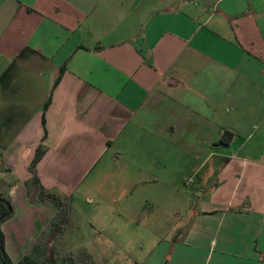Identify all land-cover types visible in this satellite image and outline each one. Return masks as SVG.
I'll list each match as a JSON object with an SVG mask.
<instances>
[{"label": "crops", "instance_id": "obj_1", "mask_svg": "<svg viewBox=\"0 0 264 264\" xmlns=\"http://www.w3.org/2000/svg\"><path fill=\"white\" fill-rule=\"evenodd\" d=\"M0 182L14 264L33 187L117 264H264V0H0Z\"/></svg>", "mask_w": 264, "mask_h": 264}, {"label": "trees", "instance_id": "obj_2", "mask_svg": "<svg viewBox=\"0 0 264 264\" xmlns=\"http://www.w3.org/2000/svg\"><path fill=\"white\" fill-rule=\"evenodd\" d=\"M232 136L231 132H225L222 139L223 141L229 142L232 139ZM42 156L43 152L38 150L34 163L37 164ZM40 193L42 196H39L38 199L40 201L51 202L56 207L57 213L44 229L42 235L36 240L33 247L22 257L18 264H96L92 256L88 254L67 253L62 255L59 260L55 245L69 223L71 214L70 205L68 201L65 198H62L58 193L48 192L43 187ZM31 202H33L32 199ZM7 213L8 207L0 202V217ZM11 216L12 214L6 216V218L0 223V264H14L5 250V235L1 230L2 223Z\"/></svg>", "mask_w": 264, "mask_h": 264}, {"label": "rangeland", "instance_id": "obj_3", "mask_svg": "<svg viewBox=\"0 0 264 264\" xmlns=\"http://www.w3.org/2000/svg\"><path fill=\"white\" fill-rule=\"evenodd\" d=\"M1 184L2 182H0V195L2 196L6 194L8 187L7 185ZM35 188L36 187H33L31 190H29L31 195L34 198L42 196L40 192H36ZM76 228L80 230L77 231ZM56 245L55 247L57 248V257L59 260L62 255L67 253L84 254L88 252L91 253V256L93 255L96 258L98 264H117L120 260H123L125 263L123 255L119 254L117 251L104 248L107 245L104 241L94 238L88 233L87 224H85L82 214H78L77 217L74 216L72 219L70 214L69 223L66 226L64 233L56 242ZM98 246H102L103 249H99Z\"/></svg>", "mask_w": 264, "mask_h": 264}, {"label": "water", "instance_id": "obj_4", "mask_svg": "<svg viewBox=\"0 0 264 264\" xmlns=\"http://www.w3.org/2000/svg\"><path fill=\"white\" fill-rule=\"evenodd\" d=\"M0 202H1V203H4V204L8 207V213H7L6 215H2V216L0 217V223H1V222L6 218V216H9V215L12 214L13 209H12L11 204H10L9 201H7V200H5V199H3V198H0ZM186 229H187V228H186ZM0 248H1V246H0Z\"/></svg>", "mask_w": 264, "mask_h": 264}]
</instances>
